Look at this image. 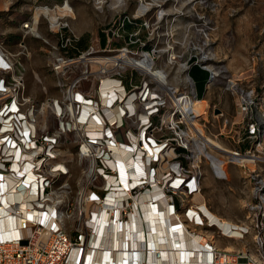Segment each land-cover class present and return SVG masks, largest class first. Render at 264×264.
Returning <instances> with one entry per match:
<instances>
[{
	"label": "built area",
	"instance_id": "1",
	"mask_svg": "<svg viewBox=\"0 0 264 264\" xmlns=\"http://www.w3.org/2000/svg\"><path fill=\"white\" fill-rule=\"evenodd\" d=\"M110 2L91 0L93 7L99 11L109 7ZM68 18L60 17L56 26L47 20L50 30L58 34V42L52 46L50 65L52 71L60 76L58 85L62 92L61 98L51 99L49 103L57 119V128L52 133L41 131L33 106L23 108L27 103L23 96L22 77L17 68L20 64L14 63L11 58L13 54L5 51L0 44V189H4L0 192V206L5 201L1 199L5 191L13 187L14 191L19 192L24 187V198L28 199L26 210L31 212L26 215L16 210L13 202L11 206L14 208L10 205L5 207L9 209L11 217L21 215V222L18 219L14 229L17 231L16 236H0V264H92L93 261L86 256L89 249L104 250L103 241L95 247L91 243L92 235L96 232L95 218L98 211L103 214L106 210L110 224L120 227L123 224L126 228L133 216L136 215L138 219L144 217L146 200L143 196L153 191V188L159 196L166 197L165 206L177 212L179 200L174 196L175 189L184 185L188 194H191L189 201L207 217L197 199L199 182L193 170L198 167L193 164L194 151H190L192 158L188 156L186 159L180 157L179 161L174 160V148L178 154L186 156L189 149L185 142L188 132L183 129L185 119L180 110L173 107V98L153 78L136 67H128L120 62L127 57L132 59L148 53L155 63L156 56L162 50L156 48V45L151 51L135 50V45H144L141 37L137 36L140 30L136 28L128 31L125 24L137 16L117 12L104 30L107 35L104 47L99 44L97 48L90 46L71 56L68 50L76 49L78 38L63 33V29L68 26L65 21ZM33 22H24L22 28L26 33L36 35L31 31ZM114 42L120 45L114 47L111 45ZM172 49L169 47L166 50L169 51L168 60L173 61L171 63H177L178 60L176 71L184 74V78L188 77L187 82L184 78L182 81L189 85V91L181 93L174 90L175 94H185L190 100L203 99L198 98L195 83L189 75L191 66L199 65L208 71V82L217 74L204 63L205 56L197 59L190 54L183 60L184 52L178 54ZM80 65L85 68L79 75L71 76ZM127 69H130V77L125 82L123 75ZM84 80L90 82L88 92L81 90ZM229 88L237 94L239 109L248 118L246 137L257 142L255 147L245 152L236 150L233 153L236 156H256L255 164L264 161L256 153V147L260 145L258 138L264 135V119L253 117L256 94L253 89H238L233 81H230ZM51 104L56 111H53ZM71 107L75 110L74 115ZM67 134H73L78 139L80 163L84 160L87 162L73 199L66 178L70 170L57 147L58 139ZM178 137L181 144H178ZM85 144L92 145V150L84 151ZM116 145L121 152H128L131 158L143 161L138 164L139 167L142 164L140 168L143 172L136 174L134 179L129 176L130 187L125 190L121 189L120 175L114 170L113 161L118 154ZM146 145L161 147V154L165 157L171 152L165 161H173L169 164V171L165 170L162 176L159 169L162 161H159L158 153L149 156ZM179 148L185 149L186 153H179ZM181 158L192 162L185 165V160L182 162ZM28 171L32 172L30 181H26ZM261 171L254 168L248 172L255 184L254 203L249 206L244 221L231 223L224 228L215 222L214 225L210 221L201 222L197 216H193L195 220L191 221L186 217L190 207L185 211V217L194 226L191 229L186 224L189 227L186 232L192 234L191 237L199 234L205 239L203 245L193 240V247L198 246L196 249L202 251L206 264H264V180L259 179ZM191 185L194 187L191 188ZM115 191H120V196L110 200V194ZM147 200L155 202V199ZM68 221L73 222V226H68ZM196 227H201L203 231H196ZM144 230L146 232V225ZM209 230L212 239L208 236ZM249 236L250 244L230 251L216 242L217 238L242 241ZM125 247L128 250L123 251H130L129 246ZM75 252L77 257L74 256Z\"/></svg>",
	"mask_w": 264,
	"mask_h": 264
},
{
	"label": "rangeland",
	"instance_id": "2",
	"mask_svg": "<svg viewBox=\"0 0 264 264\" xmlns=\"http://www.w3.org/2000/svg\"><path fill=\"white\" fill-rule=\"evenodd\" d=\"M66 4L72 8V14L65 20L68 26L63 33L82 37L76 43L78 49L88 44L97 48V31L109 24L117 12L137 16L134 20L142 24L128 31L139 28L137 36L141 37L144 45H135L134 49L150 50L155 45L161 49L160 55L156 56L155 67L164 70L168 84L177 86L181 93L189 91V85L185 83L187 80L182 81L184 74L176 71L178 60L177 63H169V51L166 50L172 47L178 54L184 52L183 60L190 54L197 59L205 56L204 63L217 75L207 83L208 74L199 65L190 70L197 96L205 100L202 105L205 114L196 117L195 122L207 138L219 142L229 151L245 152L257 145L256 141L246 137L248 118L243 116L238 96L229 85L233 81L238 89H253L256 94L253 117L264 119V0H111L110 6L100 11L93 7L91 0H0V44L5 51L13 54L12 61L20 64L17 68L27 103L23 108L33 106L41 131L48 133L57 128V119L49 108L50 100L61 98L62 92L58 85L60 76L52 71L50 65L52 46L57 44L58 34L50 30L48 18L54 21L56 13L42 6L62 8ZM33 20L36 35L26 33L22 28L24 22ZM76 51L69 49L68 53ZM84 68L80 65L71 76L79 75ZM135 76L139 77L138 73ZM128 77L130 69L123 75L125 82ZM89 88L90 82L84 80L81 90L88 92ZM183 127L188 132L186 120H183ZM195 138L196 144L185 138L188 145H183L189 147L187 156L178 154L174 148V160L192 158L190 151L193 150V164L198 166L193 170L207 209L230 223L244 221L249 206L254 203L255 184L248 172L254 168L257 171L262 169L259 179L264 180V161L252 163V168L239 166L231 162L230 152L216 153L202 144L198 135ZM77 140L73 134H67L57 142L59 155L70 170L66 178L72 199L79 188L81 172L87 165L85 160L81 163L78 160ZM177 140L181 144L179 137ZM258 142L260 145L256 147V153L264 160V135L258 138ZM207 154L222 163L219 171L214 170ZM172 161L159 165V169L163 167L161 176ZM191 162L185 160L184 164ZM190 195L184 185L175 189L174 196L179 200L177 213L183 223L193 229L192 223L184 216L191 204ZM68 226H73V222L68 221ZM195 229L203 231L201 227ZM216 242L219 246L231 244L234 248H242L250 244L251 238L249 236L242 241L217 238Z\"/></svg>",
	"mask_w": 264,
	"mask_h": 264
},
{
	"label": "bare ground",
	"instance_id": "3",
	"mask_svg": "<svg viewBox=\"0 0 264 264\" xmlns=\"http://www.w3.org/2000/svg\"><path fill=\"white\" fill-rule=\"evenodd\" d=\"M42 7L52 9L56 13L54 21H51L48 18L52 24L55 23L53 26L59 24L58 21L60 17L70 18V15L72 14V8L69 6V4H66L62 8H57L56 6L54 8L49 6ZM34 24L35 20L31 26V31L33 34H36L37 32H34L35 30L33 29ZM152 61V55L145 53L137 57H132V59L127 57L120 62L125 66L136 67L143 73H146L150 78H153V80L158 83L159 87L164 92L170 94V96L173 98V107H176L177 110H180L182 118L187 121L189 131L186 134V137L189 139L193 138L196 144L197 140L195 136L198 135L199 139L203 141L200 142L206 146H209L216 153L227 154L230 152L229 154L231 155V162H234L239 166H248L252 168L253 166L251 164L255 163L256 156H236L233 151L223 148L219 142L209 139L205 136L204 131L199 127L198 123L195 122L196 117L205 114L202 106L205 104V100H190L187 96H185V94L176 95L174 90H178V87L168 84L167 73H165L164 70L155 67V63ZM171 62L173 61H170L169 63ZM180 67L181 65L179 66V69ZM184 79L188 81V77H185ZM51 107L53 111H56V108L53 104H51ZM74 112V108L71 107V113L73 115ZM91 148L92 145L85 144L83 150L90 151L92 150ZM115 149L118 151V154L113 161L114 170L118 171L120 175L122 185L121 189H129V176H132L134 179L136 178V174L143 172L142 168H140L142 167V164L140 167L138 165L141 161L131 158L128 152H121L118 145H116ZM145 149L147 150V154L149 156L157 155L158 153L159 161L162 162L169 158L168 156H171V152H168V156L166 157L163 155V153L161 154V147L154 148L150 145H146ZM207 157L212 162L216 172L222 168V163L215 156L207 154ZM141 163H143V161ZM164 166H166L165 163ZM162 168L160 167V171ZM167 171H169V169H167ZM146 174L148 177L149 171ZM31 175L32 172L28 171V177L26 178V181L32 180ZM9 184L12 186L11 182H9ZM193 187L194 186L191 185V188ZM155 190L156 189L153 188V191L147 192L148 194L143 196L144 201L146 200L144 204L145 208L143 209L144 217L138 219L136 215L133 216L127 223L126 228L123 227V224L121 227L116 224L115 226L112 223L110 224L109 220L107 219L106 210H104V213L101 214L102 211L99 213L100 210L98 209L99 215H96V227L94 229L96 232L92 235L91 243L92 246L95 247V245L100 246L101 242L103 241L104 250L100 251L99 249H89V252L86 254V256L87 259L93 261L92 264H206L204 262L205 258L202 251H200V249H196L198 246L193 247V240L194 243L196 242L199 243V245H203L205 243V239L201 238L199 234L193 235L191 237L192 234L190 235L188 232H186L189 227L182 222L180 215L176 211L172 212L168 206H165L166 197L163 198L159 196ZM1 191H4V189L1 188L0 192ZM10 191H12V193H10ZM17 191H14L12 187L11 189L5 191L3 195H1V199L3 200L4 198L5 201H3L2 205L0 206V236L6 237L12 234L16 236L17 231L14 229L17 227L18 219L19 222H21V215L11 217L12 215H10L9 209L7 210L5 207H10L13 202L16 210L20 212L23 211L26 213V215L27 212L31 213L29 210H26V207L28 206V199L27 197L24 198V187H21L19 192ZM120 193V191L112 192L110 194L112 199L110 200H113L116 196H120ZM148 198L152 200L155 199V202L147 200ZM197 199L200 201V209L207 215V217H204L203 214L198 210L197 206L191 201V206L189 208L190 210L188 216L186 217H188L191 221H194L195 219L193 216H197V219L201 222L210 221L212 225L217 223L224 228L229 227L231 224L230 222L220 219L207 209L205 199L200 191L199 194H197ZM15 201L17 202L15 203ZM14 206H11V208H14ZM101 209L103 208L101 207ZM144 225H146V232L144 230ZM208 236L210 239H212L211 231L208 232ZM125 246H129L130 251H123V249H126ZM225 248L229 251L235 249L231 244L225 246ZM113 249H115V251H113ZM126 250H128V248ZM74 256L77 257V252H75ZM143 258L144 261L142 262Z\"/></svg>",
	"mask_w": 264,
	"mask_h": 264
},
{
	"label": "trees",
	"instance_id": "4",
	"mask_svg": "<svg viewBox=\"0 0 264 264\" xmlns=\"http://www.w3.org/2000/svg\"><path fill=\"white\" fill-rule=\"evenodd\" d=\"M140 24H142V23H140V21L139 20H133V19H131V21H127L126 22V24H125V28H126V30H131V29H133V28H135V27H138ZM105 27V26H104ZM103 29L102 28H100V30H99V37H100V40H101V45H102V47H103V45H104V41H105V33H104V31H102ZM81 39H82V37H80V38H78V40L76 41V43H78V42H80L81 41ZM114 43H119V42H114ZM114 43H111V45L113 46V44ZM115 46L114 47H118L119 45L118 44H114ZM88 48H82V49H80L79 48V50H81V51H85V50H87ZM78 53H74V54H70L71 56H75V55H77ZM194 66H197V65H195V64H193L192 66H191V68L192 67H194ZM191 68H190V70H191ZM190 70H189V75H190ZM206 71V70H205ZM207 72V74H208V79H209V72L208 71H206ZM190 77H191V75H190ZM192 78V77H191ZM193 79V78H192ZM193 81H194V79H193ZM208 82V81H207ZM194 83H195V81H194ZM199 98V97H198ZM178 152L179 153H181V154H184V153H186V150L185 149H183V148H179L178 149ZM185 159L184 158H181V161L183 162ZM176 204L178 205V200H176Z\"/></svg>",
	"mask_w": 264,
	"mask_h": 264
},
{
	"label": "crops",
	"instance_id": "5",
	"mask_svg": "<svg viewBox=\"0 0 264 264\" xmlns=\"http://www.w3.org/2000/svg\"><path fill=\"white\" fill-rule=\"evenodd\" d=\"M107 26H108V24L107 25H105V27L103 28V30L102 31H104L106 28H107ZM99 30L97 31V41H98V44L102 47V45H101V40H100V37H99ZM105 33V32H104ZM105 35V41H104V45H103V47L107 44V35L106 34H104ZM75 45H76V43H75ZM86 48H89V44H88V46L86 47ZM75 50H77L76 51V53H78V52H81V50H79L78 49V47L76 46V49ZM69 54V53H68ZM70 55V54H69Z\"/></svg>",
	"mask_w": 264,
	"mask_h": 264
}]
</instances>
